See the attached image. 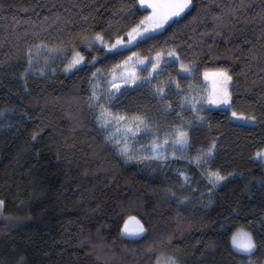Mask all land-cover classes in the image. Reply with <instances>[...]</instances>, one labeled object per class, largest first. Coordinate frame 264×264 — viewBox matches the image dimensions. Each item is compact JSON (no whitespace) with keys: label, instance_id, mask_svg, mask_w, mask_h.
<instances>
[{"label":"trees","instance_id":"obj_1","mask_svg":"<svg viewBox=\"0 0 264 264\" xmlns=\"http://www.w3.org/2000/svg\"><path fill=\"white\" fill-rule=\"evenodd\" d=\"M146 14L137 0H0V264H155L160 249L179 264H264V167L253 159L264 146V0H192L166 31L120 55L99 50L97 61L69 73L54 58L43 76L35 70L40 58L25 72L26 50L41 41L51 45L85 29L114 39ZM161 48L177 50L200 73L226 68L233 76L232 106L205 107L203 126L193 122L190 131L189 156L216 139L206 167L234 173L215 188L193 165L184 185L169 162L126 163L104 142L88 109L92 72ZM80 50L90 59L91 52ZM177 67L158 79L170 73L182 87H201L202 76L178 75ZM184 95L173 87L160 101L150 85L133 87L112 100L111 110L144 114L168 132L180 124ZM232 111L256 120L234 122ZM192 116L182 112L184 121ZM129 216L146 233L122 236ZM241 225L257 245L247 262L230 246ZM208 248L212 256L205 258Z\"/></svg>","mask_w":264,"mask_h":264},{"label":"snow or ice","instance_id":"obj_2","mask_svg":"<svg viewBox=\"0 0 264 264\" xmlns=\"http://www.w3.org/2000/svg\"><path fill=\"white\" fill-rule=\"evenodd\" d=\"M137 4L139 10L147 12V15L142 16L126 35L117 33L114 39H106L104 32L92 33L85 29L51 45L41 41L26 50L28 67L25 72L33 70L34 64L38 63L40 58H43V66L35 70L41 76L45 74L49 64L55 62L54 58L61 59L65 72L78 69V66L83 64H93L97 61L96 55H92L91 59H86L80 50L81 47L90 52L94 48L99 51L96 46H101L107 53L120 55L123 51H128L129 46L135 47L138 43L153 39L152 33H161V30L166 31V26L175 22L173 18L181 17L190 8L192 0H137ZM125 11H130V9ZM84 20L86 21L87 17H84ZM149 64H151L150 68L148 67ZM176 65H178L176 68L178 75L183 73L193 78L199 75L203 77L204 81H211V91L205 95L196 84H189L186 88L182 87L181 83L170 73L167 79H158L164 69ZM144 70H147V75H141ZM52 71L55 72L56 69L53 68ZM232 81L233 76L226 68H206L200 73L193 61L185 62L175 49L161 48L154 55L143 57L132 52L124 60L114 64L106 73L102 74L101 69L92 72L88 109L94 115L98 130L104 133V142L111 145L126 163L132 160L137 162L158 160L163 163H167L170 159L185 160L188 164L200 169L201 176L215 188L227 182L234 173L223 175L220 169L206 167L210 165L215 154L216 139H213L206 148L197 150L195 155L189 156L188 153L191 149L190 131L193 122H199V126H203L205 117L201 116L200 113L205 110L207 104L232 106V92L230 90ZM143 85H150L153 97L160 101H164L168 90L173 89V87L178 96L181 92L185 93L184 96L180 97L181 112L177 113L180 124L172 126L165 133L163 139L159 135V125L150 121L146 115L141 113L129 115L126 112L120 113L111 110L114 98L118 99L119 95L130 88H139ZM196 92L201 94L198 96L189 95V93ZM189 109L193 114L192 119L184 121L182 112ZM171 110L172 104L167 103L165 111L170 113ZM231 117L248 122H255L256 120L254 115H246L236 111H232ZM140 135L151 136L152 139L148 144L136 148L132 142ZM36 138L37 134L33 133L32 139L35 140ZM140 153L147 154L140 155ZM253 159L264 162V146L257 148L253 154ZM177 171L185 182L190 180L186 171L180 169ZM3 205L4 201L0 200V210L3 209ZM129 221H135L137 227L130 229L128 227ZM146 231L144 224L135 216H129L122 229L123 233L130 236H140ZM230 243L237 251L245 254H251L257 247L253 234L243 225L232 231ZM155 264H177V261L175 257L161 253L157 256Z\"/></svg>","mask_w":264,"mask_h":264},{"label":"rangeland","instance_id":"obj_3","mask_svg":"<svg viewBox=\"0 0 264 264\" xmlns=\"http://www.w3.org/2000/svg\"><path fill=\"white\" fill-rule=\"evenodd\" d=\"M147 15V14H146ZM176 18V17H175ZM174 19V18H173ZM126 35V34H125ZM97 48H99V50H102V51H104V52H106L101 46H96ZM130 47V46H129ZM83 48V47H82ZM85 50V49H84ZM82 51V50H81ZM86 51V50H85ZM87 52H89V51H87ZM91 56L92 55H96L97 56V50H96V48H94V49H92L91 51ZM82 53L84 54V52L82 51ZM85 55V54H84ZM154 55V54H153ZM141 57H143V56H141ZM87 59V58H86ZM90 59H91V57H90ZM148 67L150 68L151 67V64H149L148 65ZM74 70V69H73ZM73 70H71V71H73ZM64 71V70H63ZM71 71H68L67 73H69V72H71ZM65 72V71H64ZM141 75H147V70H144V71H142L141 72ZM180 75H185V74H183V73H180ZM211 88H212V84H211V81H204L203 80V83H202V85H201V87H200V89H201V92H203L205 95L207 94V92L208 91H211ZM131 89V88H130ZM201 93L200 92H196V93H189V95H194V96H198V95H200ZM206 108L207 107H212V108H214V107H216V108H225V109H228L229 107H228V105H226V104H219V105H211V104H207L206 106H205ZM232 120L234 121V122H237V123H244V124H252L253 122H248V121H244V120H238V119H236V118H232ZM160 133V132H159ZM165 133H167V132H161L159 135H160V138L161 139H163L164 138V136H165ZM140 138H142L143 140L142 141H137V139L136 140H134L132 143L134 144V146L136 147V148H139L141 145H146V144H148L150 141H151V139H152V137L151 136H143V135H140ZM169 151H171V150H169ZM140 154H143V153H140ZM147 153H145V155H146ZM169 166H170V168L172 169V172L177 176V177H179L180 179H181V181H182V183L184 184V185H189L190 184V182H191V179H192V175L190 174V164H188L187 163V161H185V160H172V159H170L169 161ZM261 162V161H260ZM262 163V165H263V167H264V162H261ZM177 169H180V170H182V171H186V173H187V175L190 177V180L188 181V182H185L184 181V179H183V177H181L180 175H179V173H178V171H177ZM200 178H202V179H204L205 180V182L208 184V182H207V180L203 177V176H201V174H200ZM210 187H212V185H210V184H208ZM213 188V187H212ZM1 211L2 210H0V215H1ZM138 219V218H137ZM127 220V219H126ZM123 227H124V224H123V226H122V229H123ZM128 227L130 228V229H135L136 227H137V225H136V222L135 221H129L128 222ZM122 229H121V235L122 236H124V237H138V236H130V235H127V234H125V233H123L122 232ZM143 234V233H142ZM141 234V235H142ZM230 246H231V243H230ZM231 248H232V250L236 253V255L238 256V258L240 259V261H242V262H247L248 260H249V255L250 254H245V253H241V252H239V251H237L235 248H233L232 246H231ZM161 253H163L164 255H166V256H172L171 254H169L168 253V251H166V250H159V252H157V256L158 255H160ZM157 256H156V258H157ZM212 256V254H211V250L208 248V249H206V251L204 252V254H203V257H205V258H209V257H211ZM173 257H175V256H173ZM176 259V258H175ZM177 261V260H176ZM155 262H156V259H155ZM177 264H179V262L177 261Z\"/></svg>","mask_w":264,"mask_h":264}]
</instances>
